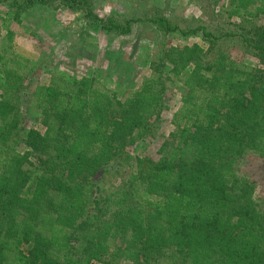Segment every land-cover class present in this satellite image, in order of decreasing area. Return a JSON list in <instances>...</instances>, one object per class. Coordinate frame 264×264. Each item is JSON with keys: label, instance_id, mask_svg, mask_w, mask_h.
<instances>
[{"label": "trees", "instance_id": "1", "mask_svg": "<svg viewBox=\"0 0 264 264\" xmlns=\"http://www.w3.org/2000/svg\"><path fill=\"white\" fill-rule=\"evenodd\" d=\"M53 1L0 0L12 13L0 45V264H264V0L223 3L239 33L181 32L205 45L168 44L179 27L148 19L163 39L149 76L125 95L56 75L23 93L28 60L11 49L10 22ZM58 1L105 33L140 21ZM224 38L258 64L215 50ZM175 81L183 96L170 143L156 160L134 156ZM29 108L39 127L26 126Z\"/></svg>", "mask_w": 264, "mask_h": 264}, {"label": "rangeland", "instance_id": "2", "mask_svg": "<svg viewBox=\"0 0 264 264\" xmlns=\"http://www.w3.org/2000/svg\"><path fill=\"white\" fill-rule=\"evenodd\" d=\"M88 1L94 13L101 17L140 21L132 22L131 32L127 35L105 33L85 17L83 11L69 8L58 0L31 8L20 18H14L10 22L14 31L11 49L28 60V68L22 73L25 77L23 93L56 75L65 81L82 76L94 77L109 90L125 95L150 74V61L163 39L148 21L155 16H162L179 27L180 31L165 38L168 44L179 46L192 43L205 45L201 35H184L181 33L183 30L203 25L215 34L239 33L242 25L239 20L235 21L239 26L229 24L222 10L226 0ZM8 14H12L8 6L0 2V45L5 42L2 20L8 18ZM259 23L263 24L264 18ZM232 39L224 38L214 49L223 50L246 66L255 67L258 60L244 51L236 38ZM182 96V82L169 83L159 111L158 126L152 135L131 148L134 156L152 160L159 157L161 145L170 143L169 133L174 129L171 117L181 106ZM25 124L27 127H39L34 108H29ZM127 175L123 174V177ZM115 184L107 182L106 187L110 189Z\"/></svg>", "mask_w": 264, "mask_h": 264}]
</instances>
